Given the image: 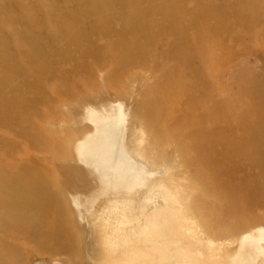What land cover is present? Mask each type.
<instances>
[{"label": "rangeland", "instance_id": "rangeland-1", "mask_svg": "<svg viewBox=\"0 0 264 264\" xmlns=\"http://www.w3.org/2000/svg\"><path fill=\"white\" fill-rule=\"evenodd\" d=\"M163 91L263 118L264 0H0V170L40 172L64 202L45 206L31 237L30 190L13 207L16 194L1 196L0 264H264V241L242 242L253 232L206 234L188 210L201 189L166 130L192 101L170 102L158 122L142 103ZM103 98L109 110L94 111ZM151 217L182 235L161 238ZM50 225L69 232L57 243L75 244L57 253Z\"/></svg>", "mask_w": 264, "mask_h": 264}, {"label": "bare ground", "instance_id": "bare-ground-1", "mask_svg": "<svg viewBox=\"0 0 264 264\" xmlns=\"http://www.w3.org/2000/svg\"><path fill=\"white\" fill-rule=\"evenodd\" d=\"M231 58L233 60L234 57ZM113 64L115 65L112 70L114 72L113 74L121 72V68L125 67L123 63L120 64L116 62ZM80 65L78 68L81 67ZM81 68H83V66ZM68 69H65V72ZM74 70L75 66H71L68 72ZM114 89L120 90L118 92V97L124 96L122 88ZM148 90V93H152L153 89L148 88ZM181 93L182 92L170 93V91H163L162 95L158 97L155 103L154 100L151 101V104L143 102L142 109L143 113L146 115H154V111L157 110V119L158 122H160L165 120L167 113L164 109H166V106L170 102L184 108L186 103L188 104L189 101H192L189 105H191L190 107L193 109L186 110L184 108L186 112H183L181 115H169L171 119L175 120V123L170 125L171 127L166 130L170 133V137L176 142V147L182 157V163L189 170L190 181L201 189V193L192 200V203L188 204V210H190L193 216L201 222V228L206 234H215L221 238L226 235L251 231L253 234H246V236L242 238V242L250 240L253 244H259L262 240L264 241V229H256V225L261 221V218L258 212L254 211L257 209L259 211H264V117L262 118L258 115L255 116L256 118L251 117L250 114L253 107L247 111L237 112L231 109V104L227 102H225L223 106L225 108L223 109H220V107L216 108L218 104L214 103L206 109L201 110L203 106L198 104L197 99L194 97L184 99L181 95L182 99L177 102L176 96L180 97ZM89 99L92 104L93 100H91V98ZM195 102L197 104L194 105ZM101 103L104 105L95 107L94 111L109 110L108 106L110 104H105L107 103V99H101ZM220 106H222V104H220ZM195 111L198 112L197 115L193 114ZM82 115L81 118L83 117ZM15 123L20 126L22 125V120L16 121ZM177 124L188 125V128L184 129L183 127H178V130L181 131L180 133H175L172 127ZM254 124H257V126ZM34 136L35 135L31 136L30 134V137L33 139L35 138ZM190 150L195 152V155L191 156L189 153ZM142 151L143 152L139 156L147 159L149 153L148 148L145 147ZM57 153L60 158L61 151L58 150V148ZM3 156L4 155L0 153V163ZM45 182L46 176L31 168H23L14 165L11 170H0V200H2L1 196L11 197L13 196L12 194H16L19 197L16 201L11 200L7 202L8 206L13 207L14 204L16 206L17 203L26 202V196L24 198L21 197L22 190H30V193H32L28 197L29 212L27 214L26 212L21 213L23 214V218H30V216L33 215L36 216L28 225L29 231L31 230V234H29L31 237L39 232L40 226L38 221L40 216L44 213L45 206L55 203V201H60L61 204L64 203L55 185L47 186L48 184L45 185ZM160 182H162L161 186H164L163 184L166 183L164 181ZM35 189L39 191V194H37L36 191L34 192ZM45 189H47L50 196L45 194ZM41 190L44 191L41 192ZM167 191L169 193V188ZM204 196H214L218 200L222 199V206H215L213 204L214 201H204ZM116 205L115 203L108 205L110 209L109 213L116 209ZM0 209L2 210L1 207ZM112 213L113 212H111V215ZM159 217L162 218L161 216ZM152 219L155 224L153 225L157 227H154L153 230H155L154 232L161 238L167 239L168 237L166 236L170 235L169 237L172 239V233L169 231H172L174 234L178 233V236L179 234L182 235V230L171 227L172 225H170V228L166 227L169 221H160L158 218ZM120 221L122 222V220ZM64 231L65 227L63 226L50 225L46 234V237L50 238L51 242L54 241L53 248L57 253L65 252L75 244V242H68V240L64 242V244L57 243L54 240L56 236L60 234H63L62 236L69 234L67 231L64 234ZM40 237L42 238V235L38 234V238ZM187 241H189V239Z\"/></svg>", "mask_w": 264, "mask_h": 264}]
</instances>
